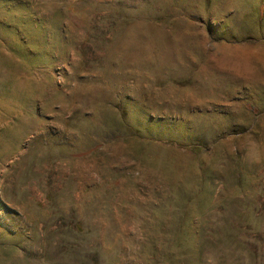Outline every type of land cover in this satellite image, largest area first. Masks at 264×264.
<instances>
[{
  "label": "rangeland",
  "instance_id": "374dc122",
  "mask_svg": "<svg viewBox=\"0 0 264 264\" xmlns=\"http://www.w3.org/2000/svg\"><path fill=\"white\" fill-rule=\"evenodd\" d=\"M186 229L264 264V0H0V264H166Z\"/></svg>",
  "mask_w": 264,
  "mask_h": 264
},
{
  "label": "trees",
  "instance_id": "16d2710c",
  "mask_svg": "<svg viewBox=\"0 0 264 264\" xmlns=\"http://www.w3.org/2000/svg\"><path fill=\"white\" fill-rule=\"evenodd\" d=\"M178 184L171 186L173 192L171 198L168 200L166 207L178 210L188 198L187 190H182ZM253 219V214L248 216V220ZM195 232L191 230L177 231L176 238L168 244V246H161V259L167 264H192L188 258H200L201 246L193 242Z\"/></svg>",
  "mask_w": 264,
  "mask_h": 264
}]
</instances>
